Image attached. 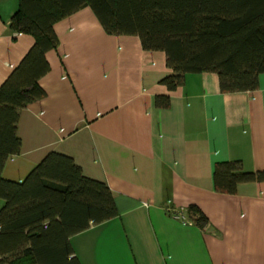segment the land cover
Returning a JSON list of instances; mask_svg holds the SVG:
<instances>
[{
  "label": "crops",
  "instance_id": "obj_1",
  "mask_svg": "<svg viewBox=\"0 0 264 264\" xmlns=\"http://www.w3.org/2000/svg\"><path fill=\"white\" fill-rule=\"evenodd\" d=\"M19 7L0 0V84L34 44L11 29ZM55 30L46 97L21 112L22 150L3 178L22 182L56 152L109 186L119 216L72 237L82 264H264V182L235 195L214 188L219 162L264 171V74L250 92L222 93L210 72L170 92L160 83L172 74L165 53L108 34L90 7ZM159 95L171 96L168 109L157 107ZM190 206L208 217L204 229L189 220Z\"/></svg>",
  "mask_w": 264,
  "mask_h": 264
},
{
  "label": "trees",
  "instance_id": "obj_2",
  "mask_svg": "<svg viewBox=\"0 0 264 264\" xmlns=\"http://www.w3.org/2000/svg\"><path fill=\"white\" fill-rule=\"evenodd\" d=\"M90 7L108 34L138 36L146 51H162L172 74L170 92L188 74L216 73L222 93L259 89L264 74V0H20L11 29L34 38L19 66L0 84V264H82L72 237L115 219L119 210L104 182L86 177L73 158L52 152L22 182L3 178L22 150L21 112L46 97L40 81L51 71L47 54L58 48L55 25ZM168 109L170 95L156 97ZM264 171L219 162L214 188L238 194L240 185L263 183ZM189 220L201 228L208 217L197 206Z\"/></svg>",
  "mask_w": 264,
  "mask_h": 264
},
{
  "label": "built area",
  "instance_id": "obj_3",
  "mask_svg": "<svg viewBox=\"0 0 264 264\" xmlns=\"http://www.w3.org/2000/svg\"><path fill=\"white\" fill-rule=\"evenodd\" d=\"M176 218L180 220H187V218H185L182 214H177Z\"/></svg>",
  "mask_w": 264,
  "mask_h": 264
}]
</instances>
